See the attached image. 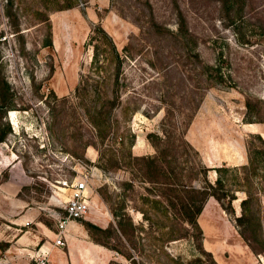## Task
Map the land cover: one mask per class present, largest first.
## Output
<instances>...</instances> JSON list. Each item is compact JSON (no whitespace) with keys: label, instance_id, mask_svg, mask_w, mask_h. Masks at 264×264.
Returning a JSON list of instances; mask_svg holds the SVG:
<instances>
[{"label":"rangeland","instance_id":"obj_1","mask_svg":"<svg viewBox=\"0 0 264 264\" xmlns=\"http://www.w3.org/2000/svg\"><path fill=\"white\" fill-rule=\"evenodd\" d=\"M227 5L223 0H0V82L6 81L15 101V109L4 110L1 119L10 131L0 142V264H33L39 243L55 237V213L64 212L68 187L61 182L84 174L89 210L76 221L101 228L119 223L124 231L118 238L98 234L114 257L110 264L118 259L130 264L119 253L133 264H216L194 228L166 241L163 216L139 199H159L161 186L147 183L127 154L155 155L145 134L161 135L162 129L170 133L185 171L199 163L209 168L206 178L213 182L214 167L233 170L223 177L234 199L230 208L215 199L219 213L264 264V154L249 184L251 218L241 225L234 220L245 197L241 165L252 146H264V121L244 120L247 99L256 106L253 114L264 119V0H243L233 18ZM177 10L187 22L186 39L174 36ZM151 18L162 33L149 25ZM95 25L123 56L119 104L109 121L123 143L109 135L99 152L85 144L91 128L73 93L81 73L92 70L89 36ZM202 64L216 67L207 71L212 81L220 74L219 83L202 79ZM199 179L184 178L193 185ZM211 197L205 202H214ZM138 207L148 209L149 220ZM127 216L133 226L126 224ZM37 227L44 235L39 241L19 240L24 230L31 238Z\"/></svg>","mask_w":264,"mask_h":264},{"label":"trees","instance_id":"obj_2","mask_svg":"<svg viewBox=\"0 0 264 264\" xmlns=\"http://www.w3.org/2000/svg\"><path fill=\"white\" fill-rule=\"evenodd\" d=\"M224 4H228L227 7L232 12V18L237 17L242 8L243 0H223ZM175 31L174 36L176 38L186 39L187 22L180 10L176 11ZM151 27L156 28L162 33L160 24L153 18L149 22ZM92 53L89 60V67L92 69L90 73H81L79 80L74 86V96L78 105L81 106L82 114L85 116L88 125L91 128V137L86 141V145H91L98 152L103 145L106 137L109 135L113 139L118 138L119 144L123 143L122 136L116 134L115 131L110 130V119L114 110L118 106L117 90L120 87L118 84V75L121 73V65L123 62V56L116 48L110 35H108L102 27L99 25L93 26L91 29V35L89 36ZM49 44V41H48ZM123 49V48H122ZM208 68L216 69L215 66L204 65L201 66L202 79L205 82L219 83L221 75L214 77L213 74L207 71ZM2 87L0 88V125L5 126L0 129V142L4 140L5 134L10 131L9 125L2 122V113L4 110L15 109V101L11 99L10 94L7 93L9 86L6 81L1 79ZM110 92L111 95H107L106 92ZM246 118L245 122H262L263 118L257 117V109L255 105L247 99L245 100ZM3 110V111H2ZM252 110V111H251ZM162 136L155 132H147L145 134L147 140L155 149V155H141L132 156L127 154L128 159L134 161L138 165V172L141 173L147 183L154 186H161L159 191L160 198L148 197L147 195H140L139 199L142 204L146 205L148 209H151L154 213L160 212L163 216L165 226L167 227L166 241L175 240L183 237L186 234L187 227L194 228L198 235H200V229L197 225L196 218L200 213L202 206L209 196L216 199L221 207L225 205V208H230V203L234 199L232 190L226 189L224 173L227 171H233L232 169L219 166L214 167L213 170L216 173V177L213 182H210L206 178V172L209 169L202 165L197 164L194 170L189 169L185 171V168L178 166L177 158L174 156V147L169 142L170 133L162 129ZM133 137V135H130ZM258 138H260L258 136ZM181 144L186 145L182 134L179 135ZM159 141H166V147H159ZM169 142V143H168ZM264 154V146L257 147L252 146L247 152V163L241 165L243 181L246 186L245 197L240 200L241 214L234 218L237 225L245 223L251 218V204L254 197V192L249 189V184L252 183V176H255L260 158ZM170 155V156H169ZM192 170V171H191ZM185 172L189 175H185ZM200 177L199 185H193L184 180L185 176ZM155 188V187H154ZM157 189V187L155 188ZM148 209L138 207L136 210L141 214L143 220H149L147 215ZM126 224L133 226L130 217L127 216ZM83 227L87 231L89 238L100 245L105 243L99 240L98 234L102 233L104 236L113 235L114 237H120L123 234V229L119 227V223L114 227L101 228L91 222H82ZM182 230L184 232H182ZM241 236L247 238L244 231L240 232ZM248 239V238H247ZM119 253V251H116ZM128 259L130 264H133L132 258L127 254L123 255ZM110 264V261L107 263ZM116 264H120L116 262Z\"/></svg>","mask_w":264,"mask_h":264},{"label":"crops","instance_id":"obj_3","mask_svg":"<svg viewBox=\"0 0 264 264\" xmlns=\"http://www.w3.org/2000/svg\"><path fill=\"white\" fill-rule=\"evenodd\" d=\"M213 200L214 202H204L196 218L202 248L212 255L216 264H263L241 241L232 223L221 217L222 210L216 200ZM42 232L37 227L35 232H30V238L29 232L24 230L20 233L19 240L27 242L26 239H30L31 242H37L44 237ZM63 236L64 245L61 247L52 245L54 237L50 242L44 239L39 243L38 248L47 252L49 264H107L114 258L104 246L90 240L85 228L76 220L67 223ZM118 260L120 264H126Z\"/></svg>","mask_w":264,"mask_h":264},{"label":"built area","instance_id":"obj_4","mask_svg":"<svg viewBox=\"0 0 264 264\" xmlns=\"http://www.w3.org/2000/svg\"><path fill=\"white\" fill-rule=\"evenodd\" d=\"M88 180V176L84 174L82 176L73 177L69 184L65 181L61 182L63 187H68V193L66 200L61 204L64 212L55 213L54 216L55 237L52 240V245L59 247L63 246V235L67 223L81 218L89 210ZM24 224L27 225L28 222ZM46 255L47 252L39 248L33 257V264H49Z\"/></svg>","mask_w":264,"mask_h":264}]
</instances>
